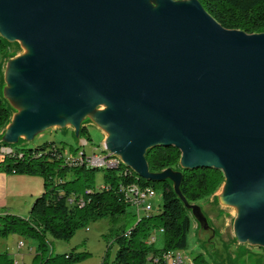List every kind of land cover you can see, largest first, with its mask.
<instances>
[{
    "label": "water",
    "instance_id": "water-1",
    "mask_svg": "<svg viewBox=\"0 0 264 264\" xmlns=\"http://www.w3.org/2000/svg\"><path fill=\"white\" fill-rule=\"evenodd\" d=\"M0 0V35L29 53L7 74L26 107L7 143L31 139L104 105V148L138 177L146 151L175 146L182 168L222 171L225 198L241 204V241L264 244V32L221 26L198 0Z\"/></svg>",
    "mask_w": 264,
    "mask_h": 264
},
{
    "label": "trees",
    "instance_id": "trees-1",
    "mask_svg": "<svg viewBox=\"0 0 264 264\" xmlns=\"http://www.w3.org/2000/svg\"><path fill=\"white\" fill-rule=\"evenodd\" d=\"M198 1L226 29L247 34L264 32V0ZM16 48L17 42H9L0 35V73L3 61L14 57ZM10 118L11 111L0 97V130ZM64 148L54 141H47L34 148L11 147L9 152L0 151V172L39 176L43 180L42 193L31 203L27 217L0 214V238L14 233L36 240L38 252L34 256V264H64L85 258L86 253L75 255L70 252L58 260L46 259L47 236L68 240L88 221L124 216L128 208H132L127 198L147 188L160 191L162 205L154 214L150 211L137 215L134 211L130 226L116 234L119 249L115 263L163 264V253L182 251L187 247L191 222L184 203L197 202L213 195L224 182V175L219 169L182 168L179 165L180 151L172 145L148 149L146 160L151 173L168 168L181 172L177 190L168 178L152 181L138 177L121 159H117L115 164L95 165L88 161L90 156L84 151L77 154V148H71L72 154L65 155ZM100 168L105 171L102 183L96 185L95 172ZM160 229L162 245L157 248L148 239L153 231ZM0 264H14V261L7 253L0 252ZM190 264L210 263L199 253Z\"/></svg>",
    "mask_w": 264,
    "mask_h": 264
},
{
    "label": "rangeland",
    "instance_id": "rangeland-1",
    "mask_svg": "<svg viewBox=\"0 0 264 264\" xmlns=\"http://www.w3.org/2000/svg\"><path fill=\"white\" fill-rule=\"evenodd\" d=\"M146 1L153 9L161 3L160 0ZM27 53H29V48L22 42H17L15 56L3 61L1 65L0 97L9 107L11 118L6 126L0 130V148H34L44 142L54 141L58 146L65 147V155H71V148H77V154L84 151L87 156H91L93 153L105 156L104 143L109 136V132L98 119L99 112L105 109L104 105L97 106L90 112L85 113L79 129L74 128L64 118L65 122L63 124L44 127L36 131L31 139L23 136L15 142H6L5 133L7 128L13 122L15 116L26 107L22 97H13L10 94L11 86L7 83V74L13 68V60ZM87 139L88 141H86ZM170 169L174 173L179 172L176 169ZM104 171L102 168L96 170V185L102 183ZM31 178H33L31 179L32 183L28 180L27 186L29 190H34L35 196L30 200L33 202L42 193L43 180L39 176H32ZM225 186L224 181L213 195L197 202L184 203L191 222L187 236V247L182 250L184 264H190L192 258L199 253L203 254L210 264H264V244L244 242L238 238L234 225L242 206L240 203L235 204L227 201L224 195ZM28 189L25 188V192H28ZM25 196L22 198L20 203L22 209H19V211L24 210L25 201L30 199L28 195ZM150 203L152 204L151 212L154 214L157 212V207L162 205L159 190L156 191V195L150 200ZM133 213L134 210L129 207L124 216L105 217L88 221L83 227L78 228L68 240L55 239L48 235L44 256L46 259L51 257L58 260L64 254L70 252L75 255L86 253L85 258L64 264H116L115 256L119 244L115 237L116 234L130 226ZM20 241L23 243L21 246L18 245ZM154 245L157 248L161 247L160 234L157 235ZM0 252L7 253L14 263L34 264L33 259L38 252V247L36 240L13 233L0 238Z\"/></svg>",
    "mask_w": 264,
    "mask_h": 264
},
{
    "label": "crops",
    "instance_id": "crops-1",
    "mask_svg": "<svg viewBox=\"0 0 264 264\" xmlns=\"http://www.w3.org/2000/svg\"><path fill=\"white\" fill-rule=\"evenodd\" d=\"M31 177L29 175H15L0 172V214L13 213L22 217L28 216L32 202L30 200L35 196L34 190H29L27 186L28 180L32 183L31 179L33 178ZM25 188L28 189V192H25ZM25 195H28L30 199L25 201L24 210L19 211V209H22L20 203L22 198L26 197Z\"/></svg>",
    "mask_w": 264,
    "mask_h": 264
},
{
    "label": "built area",
    "instance_id": "built-area-1",
    "mask_svg": "<svg viewBox=\"0 0 264 264\" xmlns=\"http://www.w3.org/2000/svg\"><path fill=\"white\" fill-rule=\"evenodd\" d=\"M105 149V148H104ZM10 148H0L1 152H9ZM105 156L96 155L93 153L90 157H88V161L95 165H103L105 163L115 164L117 159L120 157L114 155L105 149ZM156 195V191L154 189L147 188L142 191H136L133 197L127 198V201L130 203L131 207L134 209L135 213L138 214H146L152 210V204L150 200H152ZM162 230L153 231L148 239L149 242H155L157 235L160 234ZM19 246L23 245L20 241L18 243ZM154 262L157 263L158 259L155 258ZM14 264H17L15 262ZM168 264H184V256L182 251L180 250H172L168 251Z\"/></svg>",
    "mask_w": 264,
    "mask_h": 264
},
{
    "label": "bare ground",
    "instance_id": "bare-ground-1",
    "mask_svg": "<svg viewBox=\"0 0 264 264\" xmlns=\"http://www.w3.org/2000/svg\"><path fill=\"white\" fill-rule=\"evenodd\" d=\"M224 187V186H223ZM220 194V193H219ZM222 196V195H221ZM239 208V207H238ZM161 259L163 260V264H168V252H165L161 255ZM160 259V260H161Z\"/></svg>",
    "mask_w": 264,
    "mask_h": 264
}]
</instances>
